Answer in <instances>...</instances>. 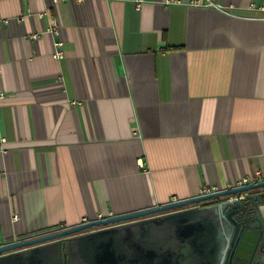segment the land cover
<instances>
[{
  "label": "crops",
  "instance_id": "crops-1",
  "mask_svg": "<svg viewBox=\"0 0 264 264\" xmlns=\"http://www.w3.org/2000/svg\"><path fill=\"white\" fill-rule=\"evenodd\" d=\"M251 3L0 0V245L264 180Z\"/></svg>",
  "mask_w": 264,
  "mask_h": 264
},
{
  "label": "water",
  "instance_id": "water-1",
  "mask_svg": "<svg viewBox=\"0 0 264 264\" xmlns=\"http://www.w3.org/2000/svg\"><path fill=\"white\" fill-rule=\"evenodd\" d=\"M263 200L264 180H261L127 213L102 216L2 244L0 264H57L51 260L60 257L61 249L56 244L64 237L87 229L107 227L87 234L92 241L101 237L103 232L122 226L114 224L134 219L137 237L135 264L157 261L145 258L150 247L140 238L145 236L147 229L158 228L163 222L179 225L176 238H181L184 262L181 264H212L224 251L226 239L236 240L240 256L252 252L247 246L256 241L249 237V233L254 228L253 218L264 217V207L260 205Z\"/></svg>",
  "mask_w": 264,
  "mask_h": 264
},
{
  "label": "flooded vegetation",
  "instance_id": "flooded-vegetation-1",
  "mask_svg": "<svg viewBox=\"0 0 264 264\" xmlns=\"http://www.w3.org/2000/svg\"><path fill=\"white\" fill-rule=\"evenodd\" d=\"M260 205L264 207V200ZM135 221L134 219L114 224L122 226L103 232L101 237L92 241L88 238L89 236H86L87 234L107 227L70 234L56 244V247L61 249V255L51 261L57 264H135L137 256ZM253 224L254 228L250 231L249 237L256 242L247 246L252 252L240 256L236 240L226 239L224 251L212 264H264V243H258L260 240L264 241V217L259 219L254 217ZM159 225L158 228L147 229L145 236L140 238L150 247L145 258L157 259L155 263L145 264H177V260L182 259L183 256L180 247H176L181 242L180 237L176 238L179 225L169 222L159 223Z\"/></svg>",
  "mask_w": 264,
  "mask_h": 264
},
{
  "label": "built area",
  "instance_id": "built-area-1",
  "mask_svg": "<svg viewBox=\"0 0 264 264\" xmlns=\"http://www.w3.org/2000/svg\"><path fill=\"white\" fill-rule=\"evenodd\" d=\"M54 1H57V0H54ZM135 1H136V6H137L138 8H140L141 5H142V2H143L144 0H135ZM249 7L252 8V9L264 10V4L256 5L255 3H251ZM8 21H9V20H8L7 18H1V17H0V26H1L3 23H7ZM52 27H53V28H52L53 30L57 31V20H56L55 18L52 19ZM56 45H57V49H56V52H55L54 55H55L56 57H60V56H62L63 53H64V51H63V49H62L63 41H62V40H58V41L56 42ZM4 96H5V94H4L3 92H0V98H2V97H4ZM3 141H4V140H2V142H0V148H4ZM243 184H247V183H245V181H243V182L239 183L237 186H240V185H243ZM230 187H232V186H230ZM218 190H220V189H217V188H215V187H210V188H209V187H206V188H203V189L201 190L200 195L208 194V193H212V192H215V191H218Z\"/></svg>",
  "mask_w": 264,
  "mask_h": 264
},
{
  "label": "trees",
  "instance_id": "trees-1",
  "mask_svg": "<svg viewBox=\"0 0 264 264\" xmlns=\"http://www.w3.org/2000/svg\"><path fill=\"white\" fill-rule=\"evenodd\" d=\"M44 232V231H43ZM40 233V232H39ZM42 233V232H41Z\"/></svg>",
  "mask_w": 264,
  "mask_h": 264
}]
</instances>
